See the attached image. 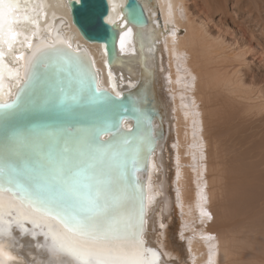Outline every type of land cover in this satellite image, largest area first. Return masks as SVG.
Returning <instances> with one entry per match:
<instances>
[{
    "label": "bare ground",
    "instance_id": "bare-ground-1",
    "mask_svg": "<svg viewBox=\"0 0 264 264\" xmlns=\"http://www.w3.org/2000/svg\"><path fill=\"white\" fill-rule=\"evenodd\" d=\"M141 1L149 16L146 27L126 23L125 0H109L107 20L116 23L120 37L131 29L124 49L119 37L120 56L109 67L102 45L86 43L72 25L68 0H20L21 12L29 19L15 26L22 35L6 62L16 66L14 56L27 49L19 43L25 36L36 31L38 38L63 20L57 31L66 37L73 34L70 42L90 51L102 86L120 92L147 82L155 105L150 132L158 142L150 160L149 231L144 238L169 264H264V231L233 224L228 202L237 194L238 176L249 170L242 173L240 168L245 167L239 157L241 145L233 150L240 136L248 140L251 161L260 159L264 165V86L250 74L252 59L247 55L252 46L230 43L221 31H211L214 13L224 10L228 0ZM239 2L247 6L258 0ZM16 86L14 80H6L0 99L11 96ZM146 106L147 102L140 104L141 109ZM251 116H256L254 122Z\"/></svg>",
    "mask_w": 264,
    "mask_h": 264
},
{
    "label": "snow or ice",
    "instance_id": "snow-or-ice-1",
    "mask_svg": "<svg viewBox=\"0 0 264 264\" xmlns=\"http://www.w3.org/2000/svg\"><path fill=\"white\" fill-rule=\"evenodd\" d=\"M28 19L20 0H0V94L6 80L17 85L14 98L0 102V264H26L14 254L17 231L43 237L36 247L47 251V264L62 256L73 264H160V251L143 238V197L138 208L129 179L138 163L128 151L132 130H77L69 123L85 88L69 96L61 78L79 69L86 50L58 33L51 42L44 36L34 41L33 31L19 42L28 51L14 56L16 66L6 62L22 35L15 26ZM130 32L120 37L121 49ZM91 92L109 102L102 90Z\"/></svg>",
    "mask_w": 264,
    "mask_h": 264
},
{
    "label": "water",
    "instance_id": "water-1",
    "mask_svg": "<svg viewBox=\"0 0 264 264\" xmlns=\"http://www.w3.org/2000/svg\"><path fill=\"white\" fill-rule=\"evenodd\" d=\"M68 8L70 11L72 25L80 34L82 39L88 44H101L106 54V64L111 67L115 60L120 56L118 49V40L120 30L116 23H110L107 18L110 12L109 0H68ZM122 14L125 16L126 23L135 27H146L149 23V16L145 11L141 0H125L122 7ZM60 21L55 23L49 33H42L41 36L47 38L51 42L58 33L60 38L67 41L73 48L86 50V54L82 57L79 69H73L71 73H66L61 78L62 86L65 88L66 94L73 95L79 90L81 85L85 88V99L82 104L74 109L75 118L69 123L79 129H93L96 127H106L112 125V131L118 133L120 128L126 131L131 129L132 132L127 138L131 141L128 145L130 155L136 156L138 163L136 168H129V179L137 193V207L140 206V197H143L144 208V235L149 231L148 215V181L150 170V160L153 156V149L157 147V139L151 135V124L149 123L155 116V105L150 100L149 84L144 80L140 83L136 82L133 86L123 89L122 91H112L100 84V72L95 67V63L90 51L84 46L76 47L70 41L73 40V34L66 37L61 30L57 31ZM48 34V35H47ZM40 36V37H41ZM49 37V38H48ZM39 38V37H38ZM38 38H34V41ZM25 51H28L26 49ZM150 75V73H148ZM149 80V76H148ZM149 83V82H148ZM148 85V86H147ZM146 86V87H145ZM92 89H100L109 98V102L103 103L100 93L92 94ZM17 91L6 99H0V102H10ZM117 93L120 95L118 96ZM137 95V96H136ZM140 102V103H139ZM142 102H147L145 109L140 108ZM3 110H0L2 113ZM128 119L121 125L123 118ZM131 121V125L126 127L124 124ZM139 121V125L137 124ZM148 123L150 125H148ZM4 120L0 115V135L3 133ZM160 135V134H159ZM144 169L145 172H140ZM151 214V211H150ZM150 220V218H149ZM16 249L14 254H19L26 261V264H47L49 260L48 253L45 249L37 248L36 244L43 243V237L33 239L31 236H21L16 233ZM148 247L160 249L146 240ZM22 246V247H21ZM161 253L160 264H169L163 260ZM71 258L62 256L57 259V264H72Z\"/></svg>",
    "mask_w": 264,
    "mask_h": 264
},
{
    "label": "rangeland",
    "instance_id": "rangeland-1",
    "mask_svg": "<svg viewBox=\"0 0 264 264\" xmlns=\"http://www.w3.org/2000/svg\"><path fill=\"white\" fill-rule=\"evenodd\" d=\"M197 1L201 3L203 2V0H197ZM239 4H236V0L235 1L228 0V2L226 1V8L224 10H216V12L214 13V16L212 18V23L210 24V29L215 34L220 33L218 31H221L222 32L221 34H224V37L226 36L225 37L226 40L229 41L230 43H233L234 40L236 42L237 40L238 45L252 46L251 48L253 49L252 53H249L248 54L249 56L247 55L248 59H252L249 62L250 66L252 67V70L250 71V74L252 76L249 75L247 79L250 78L248 80L250 81L252 80L251 77H254L255 80L259 81L260 84L264 86V0H258L257 4L252 3L250 5L247 4V6H246V3L239 2ZM194 12H196L195 9H194ZM244 29L246 32L244 31ZM252 55L254 57H252ZM189 98H191V96H189ZM255 117L256 116H251L249 117V120L251 122H254L253 119ZM246 125L249 126V124L244 123L245 127ZM244 128L243 130L241 128V131H244ZM245 130H249L248 127L245 128ZM240 137H242L243 139L240 140V143L236 141L237 147L234 146L233 150H237L238 145H241L238 148L241 150L239 152L240 154L239 157L240 158L242 157L241 163L245 164V167H240V166L239 167L242 168V173H244L245 168L246 169L249 168V170L248 171L246 170L247 173L244 174L245 178L238 176L237 194L235 195V197L234 195L230 196V199H228V202L230 204L232 203L230 206V209L231 210L233 209V212H232V215H233L232 220L234 221L233 224H235V222L236 224L239 223L240 225L245 223V224H248L247 225L248 227L251 224L250 227L252 228L256 227L255 230L259 229L261 232V231H264V165H261L262 162L260 159L258 161L255 160L254 162L251 161L250 154L248 156V152L246 151V146H247L246 144H248V140L245 139L246 137H243V136H240ZM242 147H244L245 149ZM238 191L240 192L239 194H238ZM244 192L246 193L244 194ZM204 202L205 201L204 200L202 201V198H201V204L203 205V208L206 209L205 206L207 204H205ZM205 209H203V211ZM180 230L182 231L183 229L180 227L179 231ZM261 242H262L261 244H263V241ZM259 254L261 255L260 252Z\"/></svg>",
    "mask_w": 264,
    "mask_h": 264
}]
</instances>
